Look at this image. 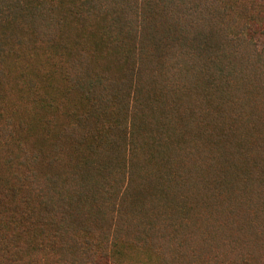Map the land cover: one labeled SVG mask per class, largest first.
I'll return each instance as SVG.
<instances>
[{
	"label": "trees",
	"instance_id": "obj_1",
	"mask_svg": "<svg viewBox=\"0 0 264 264\" xmlns=\"http://www.w3.org/2000/svg\"><path fill=\"white\" fill-rule=\"evenodd\" d=\"M0 264H264V0H0Z\"/></svg>",
	"mask_w": 264,
	"mask_h": 264
}]
</instances>
